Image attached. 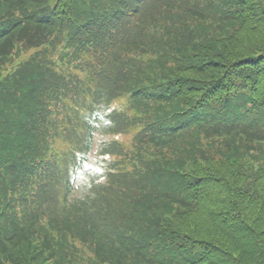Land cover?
I'll return each mask as SVG.
<instances>
[{"label":"trees","instance_id":"trees-1","mask_svg":"<svg viewBox=\"0 0 264 264\" xmlns=\"http://www.w3.org/2000/svg\"><path fill=\"white\" fill-rule=\"evenodd\" d=\"M0 264H264V0H0Z\"/></svg>","mask_w":264,"mask_h":264},{"label":"rangeland","instance_id":"rangeland-1","mask_svg":"<svg viewBox=\"0 0 264 264\" xmlns=\"http://www.w3.org/2000/svg\"><path fill=\"white\" fill-rule=\"evenodd\" d=\"M87 169L84 171V173L80 174L76 179L77 187H79L81 184L86 182L88 180L89 173L92 172L96 168V162L93 158V154H91L89 162L87 163Z\"/></svg>","mask_w":264,"mask_h":264}]
</instances>
